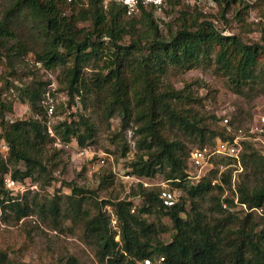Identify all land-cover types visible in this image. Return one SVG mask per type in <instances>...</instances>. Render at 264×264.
I'll return each mask as SVG.
<instances>
[{
	"label": "trees",
	"instance_id": "1",
	"mask_svg": "<svg viewBox=\"0 0 264 264\" xmlns=\"http://www.w3.org/2000/svg\"><path fill=\"white\" fill-rule=\"evenodd\" d=\"M103 1L11 0L0 20V44L5 38L18 39L15 42L18 50L26 53L33 51L37 61L46 68L66 65L73 102L76 93L79 94L81 90L84 63L105 45L104 38H109L113 48L100 58L101 67L94 74L92 83L105 96L103 118L106 121L119 114L122 129H128L132 122L137 125L136 146L140 152L131 162L132 170L129 173L143 178L162 176L176 188H181L192 180L188 158L180 142L173 140L167 132L166 125L168 122L179 124L189 133H198L203 142L205 127L177 104L186 100L199 101L198 98L178 90L172 84L163 86L162 75L166 67L172 65L187 71L204 62L215 63L217 70L227 75L236 85V90L240 91L242 88L238 87L255 80L258 67H264V25L261 27V41L248 43L241 35H224L214 21L219 19L209 18L203 11L199 14L200 18L198 16L194 20H191L188 12L182 11L179 18L181 23L176 31L165 37L158 34L154 17V12L159 10L156 6H142L138 13L128 15L123 5L112 2L105 8ZM212 1L221 5V18L227 23L229 9L239 0ZM169 4L185 5L183 0H171ZM249 7L246 4L237 12L242 22H246ZM137 14L145 16L154 36L148 44L147 53L135 38L137 26L134 16ZM25 23H29L28 30L38 38L36 48L26 47L18 38ZM81 23L88 25L80 27ZM126 36L133 38L129 45L123 43ZM27 95L36 106L39 90L33 88ZM0 113V214L10 209L20 220L32 213V204L26 198H13L4 186V176L11 173L15 179L33 178L37 168L50 175L51 170L39 158L37 147L46 140H53L47 135L44 118L9 122ZM54 127L63 141L75 138L80 145H93L97 141L98 127L83 114L78 119L57 120ZM215 136L226 139L232 134L223 127L220 132L213 133ZM2 140L9 149L6 159L1 152ZM251 143L245 141L241 157L246 158L247 150H251V156L256 153ZM63 151L59 149L58 153ZM127 151L128 148H125L124 154ZM113 178L111 172H106L101 180L106 184ZM223 180L230 183V177L226 175ZM214 189L219 190L213 196L214 210L219 216L210 222L200 218L195 202L192 212L197 215L189 219L183 215L190 214V211L182 198L174 207L166 206L160 198L159 187L146 188L142 184L133 189L130 195L142 201V206L135 211L132 210L135 204L131 198L108 199L97 203L94 214L83 208L87 191L74 186L68 195L69 208L65 217L74 224L80 223L85 233L96 241L97 257L101 264H136L147 258L157 260L161 256L165 260L160 264H264V232L259 234L257 240L251 234L255 226L254 211L260 208L264 210V184L253 188L242 183L238 185V204L241 207L245 204L246 208L245 215L234 223L236 227L232 237L226 234L231 232L233 224L230 223L236 214L228 206L233 204V200L222 198L223 186L201 177L197 182L192 181L187 191L189 197L194 199ZM107 206H112L116 215L121 243L115 239L117 231L111 226ZM157 208L168 216L175 230L173 240L168 243L157 238L158 228L143 216ZM46 211L53 220H58L62 214L56 201H52L48 207L44 204L40 206L41 215ZM225 212L226 215L221 217ZM0 264L15 262L7 252L0 251ZM64 264H78V261L70 256Z\"/></svg>",
	"mask_w": 264,
	"mask_h": 264
},
{
	"label": "rangeland",
	"instance_id": "2",
	"mask_svg": "<svg viewBox=\"0 0 264 264\" xmlns=\"http://www.w3.org/2000/svg\"><path fill=\"white\" fill-rule=\"evenodd\" d=\"M87 2L88 0H84ZM11 0H0V20ZM110 3L106 5L109 6ZM178 5L168 4L162 9L154 12L155 22L158 24V34L167 37L175 32L182 11L188 12L191 20L200 18V12L206 13L209 18L219 19L220 26L228 29L231 34H238L248 43L260 42L262 38L261 27L264 25V0H239L233 3L226 18H221V5L207 0L200 8L185 3ZM248 4L246 22H242L238 11ZM105 8H107L105 6ZM201 9V10H200ZM137 26V38L144 46V53L148 51V44L153 39V33L147 23L145 16L137 14L134 16ZM88 23H81L80 27ZM29 23L22 25L18 33L19 40L26 47L36 48L39 44L35 34L28 30ZM18 39L5 38L0 44V112L4 114L6 121L29 120L31 118H45L44 102L54 101L58 115L56 120L78 119L80 115L90 118L98 127V136L93 148L103 151L109 155L108 164L97 172H93L91 163L78 160L71 152H59L52 141L46 140L43 145L37 147L39 158L51 170L47 174L37 168L33 178L38 185L35 191H29L23 195L33 207L32 213L20 220L10 209L4 210L0 215V251H5L15 264H64L70 257L74 256L78 264H101L97 257V243L87 235L80 223L74 224L72 220L65 217L69 208L68 195L74 186L84 188L87 193L83 202L84 210L94 214L97 211V203L101 200H121L131 198L137 207L142 206L140 199L130 196L135 185L123 178L132 170L131 162L140 152L136 146L137 135L135 122L128 129H122L119 114L114 115L109 121L103 118L104 94L92 83L94 74L100 70V58L109 52L113 45L109 38H104L105 45L89 61L84 63L80 93L75 95L72 102L71 93L67 83L66 65H58L54 69L46 68L38 62L33 51L24 52L18 50L15 43ZM133 38L126 36L123 43L129 45ZM264 67H258L255 80L249 81L242 88L236 90V85L227 75L216 68L215 63H202L191 70H181L175 66L166 67L162 75L163 86L172 84L178 90L189 93L198 98L199 101H180L178 107L184 112L194 116L205 129V141L203 142L198 133H189L181 128L179 124L167 123V132L173 140L180 142L185 155L188 158L189 171L192 180H188L184 186L178 188L179 200L185 201L186 208L190 214L185 217L194 218L197 213L192 212L193 202L198 205L200 218L204 222L213 221L218 215L214 210L213 201L218 189L204 196L191 199L187 189L193 182L204 177L211 179L215 184L223 186L222 198L228 197L233 204L229 208L235 212L236 218L230 223L231 232L226 234L232 237L235 229L234 223L237 218L245 215V208L236 203L238 198L237 187L240 183L248 187H260L264 184V128L262 118L264 117ZM39 90V99L36 106L29 100V90ZM1 116V113H0ZM231 120L233 130L239 128L249 133L252 147L256 153L251 156V150L245 151L246 158L240 160L216 156L212 164L203 170H198L190 165L191 153L202 145L215 143L219 138L213 137L214 132H220L223 125V117ZM1 130V129H0ZM33 137H31V140ZM34 141V140H33ZM128 151L124 154V149ZM5 158V157H3ZM6 159V158H5ZM111 172L113 179L106 184L101 178L104 173ZM230 177V183L223 180V176ZM162 177V176H161ZM170 187H176L169 184ZM52 201L60 204L61 217L53 220L46 211L41 215L39 208L42 204L49 206ZM112 210V206H109ZM254 222L251 234L255 240L259 234L264 232V210L254 211ZM226 215L222 213L223 217ZM148 223H153L158 228L159 238L163 243L173 240L175 230L168 216L157 209L143 214Z\"/></svg>",
	"mask_w": 264,
	"mask_h": 264
},
{
	"label": "built area",
	"instance_id": "3",
	"mask_svg": "<svg viewBox=\"0 0 264 264\" xmlns=\"http://www.w3.org/2000/svg\"><path fill=\"white\" fill-rule=\"evenodd\" d=\"M71 1V0H69ZM171 0H104V5L107 7V3H117L123 5L128 15H133L138 13L142 6H156L158 9H162L170 3ZM184 2L192 5L202 6L207 0H183ZM212 1V0H210ZM213 2V1H212ZM216 26L221 30L224 35H232L228 29L220 26L219 20H214ZM45 105V118L43 123L47 132V135L50 139L53 140L54 145L66 152H71L78 160H85L91 163V168L93 172L99 171L101 168L105 167L108 164L109 155L103 151H96L93 148L92 144L80 145L78 144L75 138H72L70 141H63L55 131V123L57 122L56 118V108L54 101L44 102ZM224 127L232 134V137L226 139H218L212 146L205 145L203 147L196 148L191 153L190 165L198 170H203L206 166L212 164V160L216 156L230 157L234 160H240L241 154L244 151L245 141H249L251 138L249 133L244 129L239 128L238 130H233L231 120L229 117L224 116L223 119ZM264 123V117L262 118ZM264 128L260 129V132H263ZM8 145L4 140L1 142V152L3 157L7 158L8 156ZM22 167V166H21ZM123 178L127 181H130V185H135V188L139 185H143L146 188L157 186L160 188V198L166 206L174 207L175 204L179 201L178 188L168 186L170 182L164 180L162 177H152V178H143L132 173H127L123 175ZM4 186L8 190L9 194L15 199H21L29 191H35L38 189L36 181L31 178L24 179H15L11 173H7L4 176ZM238 203V198L236 199ZM224 207H227L224 204ZM246 208V205H243ZM106 209L109 211L111 216V226L117 231L115 239L121 243V237L119 233V226L117 223L116 215L112 210ZM137 205L135 204L132 207V210L135 211ZM2 214V212H1ZM0 214V215H1ZM165 260L163 256L157 260L147 258L142 261H138L136 264H160Z\"/></svg>",
	"mask_w": 264,
	"mask_h": 264
}]
</instances>
